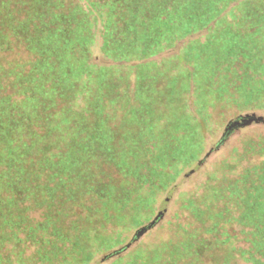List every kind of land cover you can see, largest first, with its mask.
Here are the masks:
<instances>
[{"label": "trees", "instance_id": "1", "mask_svg": "<svg viewBox=\"0 0 264 264\" xmlns=\"http://www.w3.org/2000/svg\"><path fill=\"white\" fill-rule=\"evenodd\" d=\"M234 1L0 0V264H90L122 241L111 220L141 224L196 160L194 82L155 57L185 33L218 31L197 72L264 98V24ZM184 209L192 222L127 264H264V159Z\"/></svg>", "mask_w": 264, "mask_h": 264}, {"label": "rangeland", "instance_id": "2", "mask_svg": "<svg viewBox=\"0 0 264 264\" xmlns=\"http://www.w3.org/2000/svg\"><path fill=\"white\" fill-rule=\"evenodd\" d=\"M239 1L241 0H236L232 4ZM245 1L249 6V21L255 20L260 15L264 24V0ZM231 5L226 9V12L229 11ZM229 20L234 22L233 14ZM216 32L218 31H208L205 27L185 33L176 39L171 47L155 56L159 59L176 55L175 57L181 63V68L183 69L185 66V73L194 82L189 88L188 101L184 103L190 109L191 112H189L192 116H195L194 118L198 122L196 126L200 131L197 135L200 150L196 160L185 167L175 182L157 197L152 211H136L137 217L142 214L145 218H142L141 224L136 226L133 221L129 220L127 222L126 220H111L107 225L108 231L121 232L122 241L97 254L90 264H127L130 257L136 253H145L146 250L155 247L162 241L175 238V229L178 224L192 222V218L184 209V200L187 197L206 195L217 182L237 176L247 166L264 159L263 122H252L234 128L220 144L214 147L231 120L252 113L264 118V98L256 101L253 105L246 106L235 100L228 83L209 80L205 72H197L199 57L196 52L206 44L210 45L212 50L216 49L215 40L217 38L214 36ZM258 46L260 47L259 53H261L258 64L264 67V41ZM94 55L96 61H104L96 48ZM13 56L16 55L13 54ZM251 77V82H253V76ZM254 78L263 85L264 70L257 72ZM109 170L113 174L112 176L117 177L112 169ZM161 211V217L136 239H133L135 232L153 221ZM126 245L127 247L123 251L109 256L111 252Z\"/></svg>", "mask_w": 264, "mask_h": 264}, {"label": "water", "instance_id": "3", "mask_svg": "<svg viewBox=\"0 0 264 264\" xmlns=\"http://www.w3.org/2000/svg\"><path fill=\"white\" fill-rule=\"evenodd\" d=\"M252 122H254V123L263 122V123H264V118H262V117H260V116H256L254 113H252V114H247V115H244V116H240V117H238V118H236V119H234V120H231V121L228 123V125L226 126V128H225V130H224V132H223V134H222V136H221V138H220L219 141L214 145V147H216L218 144H220V143L223 141V139H224V138H225V137H226V136H227V135H228V134H229L234 128H236V127H240V126H245V125H248V124H250V123H252ZM207 154H208V153H207ZM161 215H162V211H161V212L157 215V217H156L153 221H151L149 224H147V225H145V226L139 228V229L135 232V234H134V236H133V239H136V237H138L143 231H145L146 229H148L149 227H151V226L155 223V221H156L159 217H161ZM126 247H127V245L121 247V248L118 249V250H115V251L111 252V253L109 254V256H110V255L117 254V253L123 251Z\"/></svg>", "mask_w": 264, "mask_h": 264}]
</instances>
